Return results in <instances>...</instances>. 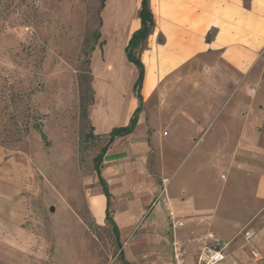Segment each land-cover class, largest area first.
Segmentation results:
<instances>
[{
  "label": "crops",
  "instance_id": "0c3cea01",
  "mask_svg": "<svg viewBox=\"0 0 264 264\" xmlns=\"http://www.w3.org/2000/svg\"><path fill=\"white\" fill-rule=\"evenodd\" d=\"M142 2L107 0L100 11L101 32L90 55L94 98L88 111L97 138L108 139L114 128L126 127L140 107L134 87L140 72L126 48L141 26ZM149 3L155 26L141 53L146 72L142 110L134 132L116 138L104 154L101 175L111 196V214L112 207L119 208L112 218L120 233L124 264H174L166 200L177 216L188 221L177 232L186 246V260L194 263L203 248L198 227L207 220L216 221L217 204L208 206L204 199L219 189L218 169L238 157L247 160L248 150H257L262 141L264 115L255 108L257 102L260 106V98H244L243 77L255 68L257 46L264 38V0ZM212 57L217 58L216 63L196 74L197 61ZM153 154L167 194L150 209L163 190L150 170ZM244 164L246 172L231 177L234 182L230 185L220 176L224 181L221 192L239 187L243 194L239 200L244 199L246 183L252 180L257 201H253L251 213L264 201V175L249 171L248 163ZM96 176L99 192L90 204L97 219L107 221L108 197ZM242 181L243 190L236 186ZM142 218L143 227L134 234V226ZM219 238L224 241L221 235ZM253 243L258 250L264 249V240L256 237ZM261 263L264 258L257 262Z\"/></svg>",
  "mask_w": 264,
  "mask_h": 264
},
{
  "label": "rangeland",
  "instance_id": "374dc122",
  "mask_svg": "<svg viewBox=\"0 0 264 264\" xmlns=\"http://www.w3.org/2000/svg\"><path fill=\"white\" fill-rule=\"evenodd\" d=\"M101 2L0 0V264H124L111 226L97 219L90 204L99 192L93 159L108 140L86 138L94 98L90 55L101 32ZM257 50L243 91L244 98H260L264 105V38ZM216 59L198 60L196 74L208 71ZM261 104L255 108L264 115ZM261 140L257 150H248L247 160L238 157L218 169L219 189L204 199L208 206L217 204L218 211L215 223L210 219L198 227L199 240L221 235L227 242L237 230L229 264H257L252 252L258 246L246 233L264 234V201L250 213L257 201L254 182L246 183L245 198L239 200L244 181L238 190L221 192L220 176L230 185L231 177L246 172L244 162L249 171L264 175V133ZM153 159L150 170L163 185L155 154ZM166 191L163 185L150 209L166 198ZM166 203L185 228L187 219ZM117 212L112 207L113 217ZM144 220L134 226V234Z\"/></svg>",
  "mask_w": 264,
  "mask_h": 264
},
{
  "label": "trees",
  "instance_id": "16d2710c",
  "mask_svg": "<svg viewBox=\"0 0 264 264\" xmlns=\"http://www.w3.org/2000/svg\"><path fill=\"white\" fill-rule=\"evenodd\" d=\"M107 0H102L101 2V9L104 7L105 3ZM150 0H143L142 2V8L140 10L141 13V26L136 31L131 39L129 40V45L126 48L127 56L129 60L137 67L138 71L140 72L139 78L135 84V94L140 101V107L135 111V113L132 115L133 117L130 120V123L126 125V127H119V128H114L112 130V133L108 136V141L104 145V147L101 149V151L98 153V155L94 158V170L96 172V175L99 176L100 182L103 186V190H105V193L108 197V204H109V199H110V194L109 190H107L106 182L103 179L101 175V168L103 165V157L106 151L111 147L110 145L112 142L118 138V137H123L128 134H131L134 132L135 127L138 123L139 120V113L142 110V105H143V98H142V84L144 81L145 77V69H144V64L142 62V57L141 53L147 46V40L149 36L153 33L154 26H155V15L152 13L150 9ZM99 36V35H98ZM210 40V37L207 38V41ZM91 104H93V99L91 100ZM93 128H90L89 133L86 135V138L88 139H97L96 136L93 134ZM106 219L108 224L112 228V233L115 235L116 239V246L117 248L120 247V233L118 231V227L115 223V220L112 218V214L110 211V204L107 209V214H106Z\"/></svg>",
  "mask_w": 264,
  "mask_h": 264
},
{
  "label": "built area",
  "instance_id": "2783aa9c",
  "mask_svg": "<svg viewBox=\"0 0 264 264\" xmlns=\"http://www.w3.org/2000/svg\"><path fill=\"white\" fill-rule=\"evenodd\" d=\"M167 211L169 213V217H171L172 223V260L174 264H224L229 259V250L231 248V242H224L220 238H211L210 240L203 241V248L199 255L197 256L196 262H190L186 260V250L184 243L178 237V229L183 227L184 223L181 222L172 212V208L170 204L166 206ZM260 234L255 232L254 230L248 231L246 233V238L248 240L259 237ZM260 237H264V234L260 235ZM253 259L256 262L262 261L264 258V249L258 250L255 249L252 252Z\"/></svg>",
  "mask_w": 264,
  "mask_h": 264
},
{
  "label": "water",
  "instance_id": "95a60500",
  "mask_svg": "<svg viewBox=\"0 0 264 264\" xmlns=\"http://www.w3.org/2000/svg\"><path fill=\"white\" fill-rule=\"evenodd\" d=\"M55 209H52V211H54Z\"/></svg>",
  "mask_w": 264,
  "mask_h": 264
}]
</instances>
